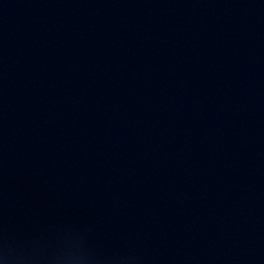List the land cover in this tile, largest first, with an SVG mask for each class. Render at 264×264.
<instances>
[{
  "label": "water",
  "instance_id": "1",
  "mask_svg": "<svg viewBox=\"0 0 264 264\" xmlns=\"http://www.w3.org/2000/svg\"><path fill=\"white\" fill-rule=\"evenodd\" d=\"M0 264H264V0H0Z\"/></svg>",
  "mask_w": 264,
  "mask_h": 264
}]
</instances>
